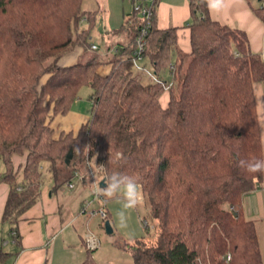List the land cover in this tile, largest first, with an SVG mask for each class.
I'll return each instance as SVG.
<instances>
[{
	"label": "trees",
	"instance_id": "obj_1",
	"mask_svg": "<svg viewBox=\"0 0 264 264\" xmlns=\"http://www.w3.org/2000/svg\"><path fill=\"white\" fill-rule=\"evenodd\" d=\"M131 1L134 11L117 30L127 41L106 56L112 68L102 75L98 57L58 65L77 45L92 49L79 25L92 26L96 12L85 11L83 0H0V183L10 187L3 221L18 231L40 197L45 167L60 187L92 161L102 165V179L116 172L135 178L158 222L154 239L118 245L134 264H263L243 199L264 183V172L238 167L264 160L255 96V85L264 86L263 56L245 31L210 17L208 0H189V52L179 46L180 28H158L157 1L140 3L149 22L135 10L140 0ZM259 3L253 11L264 24ZM144 29L141 60H150L157 79L148 83L134 72ZM84 84L91 119L77 134L56 137L50 113H66ZM118 152L126 159L117 160Z\"/></svg>",
	"mask_w": 264,
	"mask_h": 264
},
{
	"label": "rangeland",
	"instance_id": "obj_2",
	"mask_svg": "<svg viewBox=\"0 0 264 264\" xmlns=\"http://www.w3.org/2000/svg\"><path fill=\"white\" fill-rule=\"evenodd\" d=\"M140 0L137 4H143L144 6H150L152 0ZM148 4V5H147ZM251 4L254 8L260 6L259 0H251ZM83 8L87 12H96L95 22L92 26L87 21H82L79 25L81 30L88 29L90 36L89 42L99 46L98 50H84L83 45H77L74 50L65 54L58 60L59 66H70L78 63H86L91 58H99L104 60L99 67V72L102 75H108L111 72V64L107 63L106 56L109 57L114 55L115 45L120 41V37H116L112 32L119 30L122 24L126 21V15L134 11V5L131 0H83ZM126 14V15H125ZM184 32V31H183ZM181 33L180 38L184 36ZM189 37L188 31L186 32ZM124 36V35H123ZM127 37V36H126ZM125 41V39H122ZM189 40V38H188ZM135 74L141 75L144 82H154L157 79L152 70L151 62L149 59L144 58L135 63L134 65ZM165 79L170 80L168 73H165ZM48 76L43 78V82L46 81ZM91 88L84 84L77 92L76 98L70 103L69 109L66 113H58L53 115L50 113L52 118L51 127L53 128L54 135L59 137L62 133H73L77 134L81 125L91 119L92 116V101L90 100ZM168 91L165 90L161 95L160 101L165 107L168 101ZM44 169L43 187H49L52 191H57L61 202L71 205L75 215L78 214V220L75 225L78 227V232L81 236L85 237L88 234H94L100 241L99 246L95 250H88L83 245L84 252L89 251V258L91 264H134V259L129 251L122 250L118 245L125 241H135L138 239H154L156 237V227L158 226L157 220L154 218L152 209L148 202V198L144 195L141 186L139 185L142 193L143 202L135 209L123 208V201L120 198L122 193L113 199L97 198L94 194L93 182L99 184L102 180V176L95 168L94 162L86 164L82 167L79 165L78 168L81 171V175L87 183L74 177L72 183L75 185L74 189L69 188V183L66 182L60 187H56V181L54 180L50 171L47 167ZM43 169V167H42ZM6 171L5 165L0 158V174H4ZM94 175V176H93ZM41 186V188H42ZM101 187V186H100ZM103 201V202H102ZM81 205V206H80ZM87 206L86 211H84ZM103 208L109 213L108 219L111 226L113 227V233L107 234L103 219L99 214H94V211ZM123 211L126 216V227L120 226V220L118 214ZM260 231L259 236L264 244V236L261 235L263 229L260 224L257 226ZM9 223L0 222V252L8 250L12 240L8 235ZM259 238V237H258ZM61 254V252H59Z\"/></svg>",
	"mask_w": 264,
	"mask_h": 264
},
{
	"label": "crops",
	"instance_id": "obj_3",
	"mask_svg": "<svg viewBox=\"0 0 264 264\" xmlns=\"http://www.w3.org/2000/svg\"><path fill=\"white\" fill-rule=\"evenodd\" d=\"M155 1L158 2L156 7L158 28L161 30L170 27L180 28L179 46L182 50L189 52L191 49L190 30L185 28V25L191 21L189 0H152L151 5ZM253 8L249 0H218L212 9L209 8V14L215 21L245 31L248 34L251 49L264 58V24L256 16ZM187 31L189 37H187ZM182 32L184 36L180 38ZM111 34L120 37V41L116 44L127 41L125 33L119 34L116 30ZM98 49L99 46L96 50ZM255 96L264 151V86L262 84L255 85ZM82 181L87 183L85 179ZM9 191L10 187L7 183H0V222H3ZM56 192L49 187L42 186L37 203L20 218L16 235H12L13 231L9 224L8 235L12 242H7V245H10L8 250L0 252L2 254L0 264H91L89 251L85 253L83 249L85 237L80 235L75 225L81 209L75 215L71 205L61 202ZM107 214L109 217L108 212ZM243 214L247 220L255 224L264 264V244L257 228L258 224L262 226L261 235L263 237L264 183L245 196ZM104 225H102L103 228ZM17 234L19 239L16 240Z\"/></svg>",
	"mask_w": 264,
	"mask_h": 264
},
{
	"label": "clouds",
	"instance_id": "obj_4",
	"mask_svg": "<svg viewBox=\"0 0 264 264\" xmlns=\"http://www.w3.org/2000/svg\"><path fill=\"white\" fill-rule=\"evenodd\" d=\"M218 3V0H208V6L210 9ZM117 160L126 159L123 153L118 152L116 154ZM102 167V165L97 166L94 164L95 168ZM238 167L245 168L249 172H264V160H255V161H244L241 160L238 163ZM104 182L106 187H100L98 183L93 182L94 194L97 198H106L113 199L118 197L121 193L120 197L123 201V208L127 209H135L138 205L143 202L142 193L140 191L138 181L132 176L123 174V173H112L111 175H107L104 177ZM103 202V201H102ZM120 226L126 227V216L125 212L121 211L119 214Z\"/></svg>",
	"mask_w": 264,
	"mask_h": 264
},
{
	"label": "built area",
	"instance_id": "obj_5",
	"mask_svg": "<svg viewBox=\"0 0 264 264\" xmlns=\"http://www.w3.org/2000/svg\"><path fill=\"white\" fill-rule=\"evenodd\" d=\"M135 10L140 11L141 14H142V16L144 18H146L147 21L150 20L151 13L149 12L148 9L142 7L141 5H136L135 6ZM145 35H146V30L144 29L143 30V33H142V36L139 38V41H138V49L135 51V62L136 61H140L142 59V53H143L144 47H145V42H144V36ZM92 49L93 50H96L97 49V46L93 45L92 46ZM41 169H42V167H41ZM75 177L78 178V179H80V180H83L84 179V176L81 175L80 173H76ZM69 188L70 189H73L74 188V184L72 182L69 183ZM86 209H87V206L85 207L84 211H86ZM94 214H99L101 216V218L103 219L104 222L108 218L107 211L104 210L103 208H101L100 210L95 211ZM12 235L13 236L16 235V232H12ZM84 240H85L86 247L90 251L97 249V247L100 244V241L96 238V236L94 234H88V235H86L85 238H84ZM230 258L231 257L228 256V260H230Z\"/></svg>",
	"mask_w": 264,
	"mask_h": 264
},
{
	"label": "water",
	"instance_id": "obj_6",
	"mask_svg": "<svg viewBox=\"0 0 264 264\" xmlns=\"http://www.w3.org/2000/svg\"><path fill=\"white\" fill-rule=\"evenodd\" d=\"M73 154H74V151L73 149H70V151L68 152L67 156H66V159H65V162H66V165H70L71 164V161L73 159ZM100 186L103 188V187H106V184L104 182V179L101 180L100 182ZM105 231L107 234H112L113 233V227L111 226L110 222L109 221H106L105 222Z\"/></svg>",
	"mask_w": 264,
	"mask_h": 264
}]
</instances>
